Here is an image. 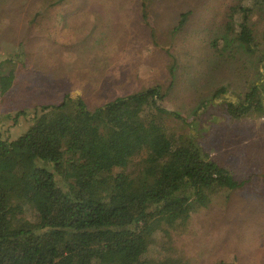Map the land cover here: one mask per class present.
<instances>
[{"label": "rangeland", "instance_id": "374dc122", "mask_svg": "<svg viewBox=\"0 0 264 264\" xmlns=\"http://www.w3.org/2000/svg\"><path fill=\"white\" fill-rule=\"evenodd\" d=\"M142 2L0 0V76L15 75L11 88L0 92V138H17L38 106L60 103L68 94L94 110L158 85L165 93L160 104L184 119H169L172 130L192 133L245 184L215 196L170 241L157 235L146 257L264 264V112L240 119L226 112L227 102H243L254 82L264 97V5L148 0L145 19ZM242 6L250 9L251 51L236 39ZM143 158H134L133 169Z\"/></svg>", "mask_w": 264, "mask_h": 264}, {"label": "trees", "instance_id": "16d2710c", "mask_svg": "<svg viewBox=\"0 0 264 264\" xmlns=\"http://www.w3.org/2000/svg\"><path fill=\"white\" fill-rule=\"evenodd\" d=\"M239 8L236 39L251 51L250 9ZM142 11L146 19L148 0ZM14 77L0 76L1 93ZM260 93L252 83L226 112L235 119L264 112ZM164 96L156 85L91 110L68 94L38 106L17 138H0V264H185L173 255L146 257V250L157 235L170 241L215 196L245 182L192 133L172 130L169 119H184L160 104ZM137 155L144 158L136 171Z\"/></svg>", "mask_w": 264, "mask_h": 264}]
</instances>
